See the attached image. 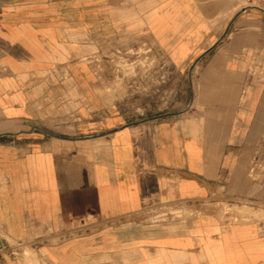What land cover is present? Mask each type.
<instances>
[{"label": "crops", "instance_id": "crops-1", "mask_svg": "<svg viewBox=\"0 0 264 264\" xmlns=\"http://www.w3.org/2000/svg\"><path fill=\"white\" fill-rule=\"evenodd\" d=\"M121 40L169 108L87 60ZM219 198L264 201V0H0V264H264L259 222L141 221Z\"/></svg>", "mask_w": 264, "mask_h": 264}, {"label": "rangeland", "instance_id": "rangeland-1", "mask_svg": "<svg viewBox=\"0 0 264 264\" xmlns=\"http://www.w3.org/2000/svg\"><path fill=\"white\" fill-rule=\"evenodd\" d=\"M155 55V49L148 47L147 44L141 47H133L121 40L118 45L116 44L113 48L105 51L104 55H94L88 57L87 60L98 63L101 71L108 72L113 76V82L109 84V87L111 86L112 89L113 85L117 89L120 86L125 95L126 104L131 103L130 105L133 106L138 101L140 105L156 104L164 110L170 107L171 99L175 95L170 90V80L167 81V90H160L161 79L158 78V58ZM141 214V221L147 223H168L179 218L187 219L196 215L212 214L231 217L233 221L259 222L264 225V201L231 202L225 198H219L216 201L205 199L199 203V206L194 205L192 210L184 203L180 205L161 204L151 206ZM31 240L30 242H32ZM57 240L58 238L55 237L52 241ZM7 241L13 249L23 245H26L27 248L30 243L25 244L23 241L9 237Z\"/></svg>", "mask_w": 264, "mask_h": 264}, {"label": "built area", "instance_id": "built-area-1", "mask_svg": "<svg viewBox=\"0 0 264 264\" xmlns=\"http://www.w3.org/2000/svg\"><path fill=\"white\" fill-rule=\"evenodd\" d=\"M255 1H257V0H247V3H253V2H255Z\"/></svg>", "mask_w": 264, "mask_h": 264}]
</instances>
